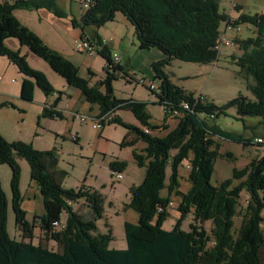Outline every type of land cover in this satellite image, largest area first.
<instances>
[{
	"label": "trees",
	"instance_id": "obj_1",
	"mask_svg": "<svg viewBox=\"0 0 264 264\" xmlns=\"http://www.w3.org/2000/svg\"><path fill=\"white\" fill-rule=\"evenodd\" d=\"M20 9H44L59 19L68 18V14L57 7V0L0 3V57L8 58L24 76L21 99L32 103L36 89L46 97L56 92L46 75L28 65L20 50L10 49L9 39L18 41L21 47L45 61L70 88L81 92L86 103L97 105L98 118L111 111H129L142 127L124 123L119 117L108 125H122L127 130L121 148L134 147L138 142L144 144L141 151L134 150L133 159L146 172L143 183L129 189L131 198L127 208L137 212L139 217L137 223H124L127 247L110 249L111 227L101 233L97 225L105 216L103 196L96 191L65 189L63 181L67 173L59 168L55 151L39 152L30 144L8 143L0 135V164L11 168L12 206L21 236V240L11 239L6 233L8 209L0 185V264H264V157L252 160L242 171L235 169L232 177L219 186L212 184L216 160L226 156L232 158L231 154L220 153L216 138L244 146L256 145L242 135L221 130L215 119L226 116L232 107L237 109L239 121H244L247 116L264 117V13H241L233 20L220 12L219 0H93V5L79 21L72 20V25L83 32L80 39H90L103 48L97 54L106 61V78L96 86H90L70 60L48 47L16 19L14 12ZM116 12L131 22L141 50L159 49L163 55L161 61L153 64L152 70L155 78L160 80L159 104L181 114L176 118L177 126L171 130L167 123L171 118L168 111L164 113L163 123L155 124L144 102L114 97L112 82L124 69L120 64L109 68L113 64L110 48L104 45L97 32L88 37L87 28L102 27L114 21ZM227 25L236 28L250 25L256 31L254 39L235 41L243 52L236 65L245 79H252L253 84L248 88L254 98L240 96L219 107L176 87L164 69L173 60L216 64L221 53L215 46ZM60 95L51 106L43 109L41 118L63 119L57 111ZM183 103L189 108L184 109ZM1 106L15 108L9 103ZM143 128L149 134L144 133ZM156 131L168 133L159 137L154 135ZM17 158L30 166L31 179L43 198L44 213L34 215L32 223L22 208L21 167ZM185 161L190 166L188 182L191 188L188 192L179 189L180 167ZM126 166V162L116 160L110 168L116 174ZM168 168L171 170L169 176ZM242 178L245 180L234 186V181ZM163 191L167 192L166 196L162 195ZM243 191L247 192L248 202L241 226L235 232L234 220L239 214ZM173 197L180 198L177 208L180 218L172 230H165L163 226L170 218L168 209ZM80 201L86 206L85 213L74 207ZM63 215H66L64 228L55 229L54 224L61 222ZM190 215L193 224L186 232L182 226ZM207 222L212 225L211 234L203 227ZM35 230L55 242L58 250L50 251L42 244L35 246Z\"/></svg>",
	"mask_w": 264,
	"mask_h": 264
},
{
	"label": "rangeland",
	"instance_id": "obj_2",
	"mask_svg": "<svg viewBox=\"0 0 264 264\" xmlns=\"http://www.w3.org/2000/svg\"><path fill=\"white\" fill-rule=\"evenodd\" d=\"M16 1L0 0V3L9 2L12 4ZM84 1L57 0V7L68 14L67 19L56 18L53 14L41 9L31 11L20 9L14 13H18L17 20L25 24L24 26L36 33L37 36L41 35L42 38L50 36L53 44L57 47V49H51L70 60L78 68L79 75L85 78L90 86H96L106 78L104 72L106 61L97 53L88 55L83 51H79L77 43L80 41H72L71 34L67 33L66 28L67 25L71 29L76 28L72 25V20L79 21L81 19V15L86 11L83 8ZM219 4L220 12L229 15L233 20L237 19V12L242 8L245 14L264 13V0H219ZM96 30L110 44V52L119 55L120 63L124 69L123 72L117 75V80L112 82L114 97L117 100L144 102L152 122L155 124L163 123L165 108L159 104L157 94L152 93L147 87L151 83L155 86L160 85V80L155 78L152 67L155 62L159 61L157 56L159 55L158 52L161 51L159 49L141 50L138 47L134 27L122 13L116 12L114 21L108 22L102 27L92 26L87 28V32L90 34H95ZM226 31L228 32L227 39L231 40L233 45L223 49L216 64H190L174 61L167 72L164 70L175 81L176 85H181L192 92L210 98L211 102L219 107L225 106L230 100L240 96L254 98L248 88L249 84H253L252 79H245L236 65L237 58L243 52L235 41L254 39L256 31L250 25H242L237 31ZM233 33H236V36H233ZM122 41L124 46L120 47ZM21 54L26 56L30 67L46 75L56 94L58 96L61 94L58 109L63 119L41 118L36 111L37 108H35L36 102L25 103V107L14 105L15 108L0 109V135L8 143L23 142L30 144L39 152L55 151L59 160V168L67 173L63 181V187L67 190L78 191L82 189L83 191L100 193L105 200V216L97 222L100 232L106 233L108 227H111L113 241L109 248L126 249L124 223L125 221L137 223L139 217L137 212L127 211V203L131 198L128 189L143 183L146 172V169L139 167L132 158L136 145L142 142H138L134 147L121 148V143L127 135V130L122 125L111 124L98 129L93 128L94 121L92 119H88L87 123L83 124L78 119L73 118V112L89 117L93 113L87 111L88 104L85 103L81 92L75 88H70L63 78L50 69L45 61L28 53L25 47ZM173 73H175L174 76ZM188 75L197 77H193L187 82L177 80L179 77ZM12 78L19 79L18 76L15 77L14 75ZM142 80L145 81L146 86L140 84ZM37 95L44 101L50 100V96L46 97L39 89H36L34 98ZM237 114V109L232 107L227 111L226 116L217 117L215 123L221 130L232 132L235 135H242L248 140L254 141L255 136H264V117L247 116L244 121H239ZM119 118L131 126L139 125L129 112H121ZM176 118H171V128L169 130L177 126ZM252 125L253 127H249ZM167 133L168 131H163L154 134L164 137ZM73 136L79 140L77 142L73 141ZM216 140L220 145V153L222 155L231 154L232 158L226 156L216 160L215 173L212 176L213 185L219 186L224 180L232 177L235 169L242 171L252 160L264 157L263 150L257 145L244 146L230 140L218 138ZM142 145L144 144L142 143ZM116 160L126 162L127 166L122 172L114 174L110 165ZM17 161L21 167L19 190L23 201L22 208L28 213L27 219L32 223L34 215L39 216L44 213L43 198L36 183L31 179V168L28 163L22 158H17ZM170 173L171 170L168 168L167 175L169 176ZM188 173H190V166L185 161L181 165L179 173L181 183L179 189L182 192H188L191 188L188 182ZM116 175H121V178L116 180ZM244 178L234 181V186L243 182ZM11 181V168L7 164H0V185L6 195L8 209L5 230L11 239L21 240L12 206ZM162 195L166 196L167 192L163 191ZM247 202V192L243 191L238 209L239 214L234 220L235 232L241 226ZM178 203H180V198L173 197L168 209L170 218L163 226L165 230H172L176 220L180 218V213L177 211ZM75 208L81 213L86 211L83 201H80ZM192 219L193 216L190 215L183 222L182 228L186 232L190 231V225L193 224ZM203 227L211 234L212 225L210 222L205 223ZM34 234L33 243L35 246L42 244L50 251L58 250L57 244L49 241L42 232L35 230Z\"/></svg>",
	"mask_w": 264,
	"mask_h": 264
},
{
	"label": "crops",
	"instance_id": "obj_3",
	"mask_svg": "<svg viewBox=\"0 0 264 264\" xmlns=\"http://www.w3.org/2000/svg\"><path fill=\"white\" fill-rule=\"evenodd\" d=\"M42 10H44V9H42ZM45 11H47V10H45ZM47 12H49V11H47ZM49 13H51V12H49ZM241 13H244V9L242 8V9H240V11H238L237 12V18L239 17V15L241 14ZM15 14V17H16V19L18 18V13H14ZM52 14V13H51ZM54 15V14H53ZM83 15V14H82ZM82 15H81V17H82ZM55 16V15H54ZM67 19V18H66ZM76 21V20H75ZM22 23V22H21ZM23 24V23H22ZM23 25H25V24H23ZM240 27H242V26H240ZM240 27H238V28H240ZM66 28H67V33H69V34H71L70 36L72 37V41L74 40V41H79L80 40V38H81V35H83V32H82V30L80 29V28H74V29H71L68 25L66 26ZM96 32L98 33V31L96 30ZM224 32L226 33V36H227V31H225L224 30ZM230 32V31H229ZM87 36L88 37H92L93 35H95V34H90V33H88L87 32ZM99 34V33H98ZM40 38H41V40L47 45V46H49L50 48H52V49H57V47H55V44H53V40H51V38H50V36H47L46 38H42L41 37V35H38ZM233 36H236V33H233ZM100 37H101V35H100ZM228 37V36H227ZM230 38V37H229ZM101 39H102V42L104 43V45H106L108 48H110V44L104 39V38H102L101 37ZM7 45L10 47V49H12V50H20V52L21 53H23V51H24V47H21V45L19 44V42L18 41H13V40H8L7 41ZM124 46V42L122 41V44H120V47H123ZM139 47V46H138ZM27 50V49H26ZM28 51V50H27ZM28 53H30V52H28ZM159 53V55L157 56V59L158 60H162L163 59V55H162V53L161 52H158ZM111 54H113V53H111ZM116 54V53H115ZM229 54V53H228ZM119 56V55H118ZM227 56V55H226ZM175 60H173L172 62H171V64L168 66V67H166L164 70L167 72V69L168 68H170V67H172V64H173V62H174ZM121 62V60H120V57H119V64L122 66V64L120 63ZM18 69H17V67L15 66V65H13L11 62H10V60L8 59V58H5V57H0V109H11V107H9V106H6V107H2L1 105L3 104V103H9V104H12V105H18V106H21V107H25L26 106V104L25 103H27V102H24V100H22L21 99V97H20V94H21V85H22V81H23V79H24V77L22 78V74L19 72V71H17ZM19 72V73H18ZM21 74V75H20ZM15 76V77H17L18 76V78L19 79H17L16 80V78H12V76ZM167 75V74H166ZM173 76L175 75V73H173L172 74ZM168 76V75H167ZM193 77H197V76H183V77H179V78H177V80L179 81V82H187V81H189V80H191V79H193ZM168 78L170 79V81L172 82V84H175V86H177V87H180V88H182L184 91H186V92H190L191 94H194L195 95V97H199V96H201L202 97V99L204 100V101H207V102H211V100H210V98H206V97H204V95H202V94H198V93H196V92H192V91H190V90H188V89H186L185 87H183V86H181V85H176V83H175V81L171 78V77H169L168 76ZM57 98H58V95L57 94H55V95H52V96H50V100L48 101V100H43L41 97H39V95H37V96H35V100L33 101V103L34 102H36V106H35V108H37L36 109V111L38 112V114H39V116L41 117V115H42V112H43V109H45V107L46 106H50V105H52L56 100H57ZM248 98H250V97H248ZM251 100H253V98H250ZM53 102V103H52ZM86 103V102H85ZM211 103H213V102H211ZM88 104V103H87ZM97 109V110H96ZM57 111H59V109H58V107H57ZM87 111L89 112H93V113H91V115H90V117H96L97 115H98V113H99V107L97 106V105H89L88 104V107H87ZM121 112H129V111H117V112H115V117H119V115H120V113ZM131 114V113H130ZM135 118V117H134ZM136 119V118H135ZM136 121L138 122V120L136 119ZM171 121H172V119L171 118H169L168 120H167V123L170 125L171 124ZM138 124L139 125H137V126H135V127H142L141 126V124L138 122ZM159 125L160 124H162V122L161 123H158ZM263 124H264V122H263ZM253 125H255V124H253ZM253 125L252 126H249V127H253ZM156 132H158V131H156ZM158 133H160V132H158ZM154 135H158V134H154ZM264 135V134H263ZM75 137V136H74ZM262 137H264V136H258V137H256L255 136V138L254 139H256V138H262ZM246 138V137H245ZM73 140V139H72ZM77 140H79L77 137H76V141L75 142H77ZM145 148V146L144 145H142V143H138L137 145H136V147H135V149H138L139 151H141L142 149H144ZM133 157H134V155H133ZM132 157V158H133ZM134 160V159H133ZM135 161V160H134ZM136 163V162H135ZM130 189V188H129ZM128 189V190H129ZM39 191V190H38ZM130 202V201H129ZM128 202V203H129ZM128 203H127V205H128ZM79 205V204H78ZM76 206V205H75ZM74 206V207H75ZM76 209V208H75ZM128 209V208H127ZM127 211H129V209L127 210ZM42 215V214H41ZM66 220V215H63V217H62V221H65ZM103 233V232H102Z\"/></svg>",
	"mask_w": 264,
	"mask_h": 264
},
{
	"label": "built area",
	"instance_id": "obj_4",
	"mask_svg": "<svg viewBox=\"0 0 264 264\" xmlns=\"http://www.w3.org/2000/svg\"><path fill=\"white\" fill-rule=\"evenodd\" d=\"M93 5V0H85L84 1V5L83 8L87 10H89L90 6ZM239 28L236 27H232V26H226L225 31L226 30H238ZM80 42L77 43V49L79 51H83L88 55H93L94 53H98V51H102V47L100 45H98L96 42L90 40V39H80ZM233 45V42L229 39H227L226 33L222 32V35L220 37V39H218L216 46H215V50H217L218 52H222L224 48L226 47H230ZM112 59H113V64H111L109 66V68H112L113 66H116L119 64V56L115 53L111 54ZM141 85H145V81L142 80L140 82ZM146 86V85H145ZM152 92H154L155 94H159L161 95V90H160V86H155L154 84H150L147 86ZM182 107L184 109H188L189 105L187 103H183ZM169 112L170 117L171 118H179L181 117V114H179V112L177 111H170L169 109L165 108V113ZM72 117L75 119H78L81 123L85 124L87 123L88 119H92L94 121V126L93 128H98V129H102L104 126L108 125L110 122H112L115 119V112L111 111L109 113H107L106 115H103L102 117L98 118L96 117H89V116H84L83 114H79L76 112H73ZM144 133L149 134V131H147L145 128H143ZM73 141L76 140V137H72ZM254 143L261 147V149L264 152V137L262 138H256L254 140ZM121 178V175H116L115 179L119 180ZM71 204V203H69ZM64 221L58 222L54 224V228H64ZM263 228H264V221L262 224Z\"/></svg>",
	"mask_w": 264,
	"mask_h": 264
},
{
	"label": "bare ground",
	"instance_id": "obj_5",
	"mask_svg": "<svg viewBox=\"0 0 264 264\" xmlns=\"http://www.w3.org/2000/svg\"><path fill=\"white\" fill-rule=\"evenodd\" d=\"M56 229V228H55Z\"/></svg>",
	"mask_w": 264,
	"mask_h": 264
}]
</instances>
